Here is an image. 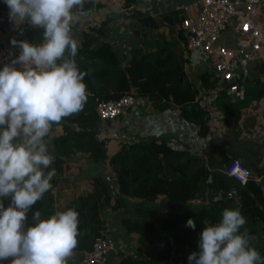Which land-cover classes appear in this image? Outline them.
Returning <instances> with one entry per match:
<instances>
[{"label":"trees","instance_id":"16d2710c","mask_svg":"<svg viewBox=\"0 0 264 264\" xmlns=\"http://www.w3.org/2000/svg\"><path fill=\"white\" fill-rule=\"evenodd\" d=\"M93 7L92 1H87L83 6L86 11ZM177 13V9L165 11L162 19L172 24L180 18ZM137 16L145 27L158 26V22L149 15L138 13ZM86 36L85 33V40L77 51L76 62L79 70L84 73L88 99L82 111L61 121V131L53 137L56 156L49 168L62 170L65 157L78 150L89 152V156L96 161L105 158V140L99 139L97 134L101 119L94 109V96L109 99L132 92L135 96L147 98L157 110L177 107L181 116L198 123L201 135L208 133L206 109L197 101L199 89L189 79L180 52L168 46L166 41L159 42L154 50L134 47L129 50L126 64L121 66L120 57L110 43L102 41L94 44L92 37ZM38 42L40 41L34 43ZM198 76L211 86L216 85V80L207 72L199 73ZM219 91L226 93L225 88H220ZM260 94L264 95V90ZM241 104L240 100L226 103L223 114L227 126L237 124ZM51 131L52 128L50 133ZM194 160L195 155L171 147L165 139H139L122 143L119 149L108 156L116 182L115 193L120 196L114 197V202L111 203L113 192L110 185L97 179L91 193L79 194L67 204V209L73 208L79 213L78 244L75 250L90 249L95 236L104 229L100 208L109 205L116 209L122 204L123 197L127 196L136 198L139 202L134 205L133 216L123 220L126 231L136 233L141 245L164 239L165 246L159 257L163 254L169 256L172 251L174 262L189 264V254L199 252V233L206 226L205 222L219 223L225 209L238 208L246 220L239 230L241 233L247 230L254 237L257 228L262 231L260 243L253 239L249 246L255 247L264 259V191L253 176L244 184H234L239 195L237 200L226 196L209 205L187 211L160 209L153 204L161 194L178 201L195 194L204 165H195L192 162ZM263 171L264 166L257 169L258 173ZM191 181L189 192L182 193L183 184ZM3 203L7 206L10 198H3ZM36 211L41 213L42 219L55 213L51 190L28 211L26 226L34 223L33 214ZM189 218L194 220V229L187 226ZM143 262L145 260L129 254L118 264Z\"/></svg>","mask_w":264,"mask_h":264},{"label":"crops","instance_id":"0c3cea01","mask_svg":"<svg viewBox=\"0 0 264 264\" xmlns=\"http://www.w3.org/2000/svg\"><path fill=\"white\" fill-rule=\"evenodd\" d=\"M87 1H92L94 7L87 10L85 15H80L72 28L78 48L85 40V33L92 37L94 44L107 41L120 57V65L124 66L131 48L143 47L154 50L159 42L166 41L168 46L182 54L184 69L189 79L199 89L197 101L206 109L209 130L203 136L199 133L198 123L181 116L177 107L157 110L147 98L135 96L134 103L124 115L99 121L97 134L99 139L105 140V158L96 161L89 156V152L78 150L65 157L62 170L55 171L51 180L52 189L54 188L55 213L67 209L68 198L92 192L97 179H102L110 185L113 203L114 197L120 195L115 193L116 182L108 156L119 149L122 143L139 139H165L171 147L195 155V160L192 161L195 165L198 163L204 165L195 194L183 201L172 200L161 194L153 202L160 209L176 211L198 209L226 196L237 200L239 195L234 189L237 181L224 173L229 157L239 158L249 166L252 176L264 191V171L257 172L258 168L264 166V95L260 94L264 90V65L249 63L244 68L239 82L241 93L238 96L228 92L222 94L217 85L211 86L198 76L202 72L211 75L209 62L202 51H184V40L179 43L180 39L177 37L180 34L184 39L178 24L182 17L192 12L191 6L188 11L183 9V5L191 0ZM127 3L134 6L129 8ZM173 9L178 10L177 17L180 18L168 24L162 19L163 13ZM74 11L78 13V9ZM8 12L4 0H0V46L11 51L16 49L10 43L12 38L26 39L31 43L43 41L42 29L32 28L26 22L16 24L9 19ZM138 13L154 18L158 26L155 28L143 26L137 18ZM199 59L207 63L205 68L199 66ZM238 100L242 101L239 120L236 125L227 126L224 123V107L227 102ZM61 128V122L53 124L50 135L45 138L48 151L54 157L56 152L53 137L60 133ZM52 170L53 168H48L45 172ZM191 183L192 181L183 184L181 192L188 193ZM123 198L122 204L116 209L109 205L100 208L104 229L115 240V247L107 253L106 264H118L129 254L145 260L142 264L156 262L173 264L172 251L169 256L166 254L158 256L165 246L164 239L141 245L136 233L126 231L123 220L133 216L134 205L139 201L127 196ZM84 254V250L74 249L68 264H84ZM4 264H10V261H5Z\"/></svg>","mask_w":264,"mask_h":264},{"label":"clouds","instance_id":"9594fccd","mask_svg":"<svg viewBox=\"0 0 264 264\" xmlns=\"http://www.w3.org/2000/svg\"><path fill=\"white\" fill-rule=\"evenodd\" d=\"M9 19L43 30V42L12 38L19 55L0 68V264H68L78 244L79 213L68 208L41 218L27 213L52 189L54 160L45 138L53 124L83 110L87 87L76 62L73 24L86 0H4ZM21 33L22 30H21ZM3 198H10L5 206ZM238 208L225 209L222 220L199 233V252L189 264H264L250 247L254 239ZM187 226L195 228L189 218Z\"/></svg>","mask_w":264,"mask_h":264},{"label":"built area","instance_id":"2783aa9c","mask_svg":"<svg viewBox=\"0 0 264 264\" xmlns=\"http://www.w3.org/2000/svg\"><path fill=\"white\" fill-rule=\"evenodd\" d=\"M189 6L192 12L178 24L184 51L201 50L218 88L238 96L244 68L249 63L264 65V0H191L183 9L188 11ZM78 13L85 15L86 10L78 9ZM18 55L19 49L0 46V68ZM94 100L98 117L107 120L124 115L135 95L128 92L109 99L94 96ZM224 173L241 184L252 176L251 168L236 157H229ZM114 247L115 240L109 233L97 234L91 248L85 250L83 263L106 264L107 253Z\"/></svg>","mask_w":264,"mask_h":264},{"label":"rangeland","instance_id":"374dc122","mask_svg":"<svg viewBox=\"0 0 264 264\" xmlns=\"http://www.w3.org/2000/svg\"><path fill=\"white\" fill-rule=\"evenodd\" d=\"M177 37L180 39V41H179V39L177 40V41H179V43H181V40H183L182 38H181V35L179 34V35H177ZM182 50V49H181ZM200 60V62H199V66L201 67V68H205L206 67V65H207V63L204 61V60H201V59H199ZM51 191H52V193H53V191H54V188L53 189H50ZM91 193V192H90ZM89 194V193H88ZM72 199V198H71ZM71 199H67V204L69 203V201L71 200ZM257 234L254 236V240H255V242H259L260 243V241H261V237H262V231L259 229V228H257ZM100 233H107V231L105 230V229H103V230H101L100 231ZM83 251V250H82ZM134 258H136L135 256H133ZM173 258V257H172ZM173 263H175V264H182V262L180 261V262H173Z\"/></svg>","mask_w":264,"mask_h":264},{"label":"water","instance_id":"95a60500","mask_svg":"<svg viewBox=\"0 0 264 264\" xmlns=\"http://www.w3.org/2000/svg\"><path fill=\"white\" fill-rule=\"evenodd\" d=\"M115 183V182H114ZM114 184L111 185V187L113 188ZM171 241H173V239L171 238ZM155 264H160V262H156Z\"/></svg>","mask_w":264,"mask_h":264}]
</instances>
